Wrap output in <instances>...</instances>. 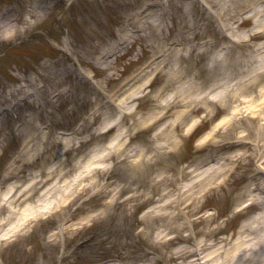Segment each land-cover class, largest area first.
<instances>
[{"label":"rangeland","instance_id":"rangeland-1","mask_svg":"<svg viewBox=\"0 0 264 264\" xmlns=\"http://www.w3.org/2000/svg\"><path fill=\"white\" fill-rule=\"evenodd\" d=\"M150 1L161 4L151 7ZM79 70L91 78L82 79ZM131 92L152 93L141 98V108L138 99L126 105L136 106L137 117L160 112L157 94L172 102L169 116L136 128L118 107ZM183 94L208 96L207 104H174ZM260 98L264 0H0V108H6L0 115V264H105L123 255L192 264L197 240L214 241L208 251L224 238L229 247L241 225L264 209L258 201L237 212L251 197L250 186L264 184V137L258 135L260 153L236 162L233 156L244 147L217 145L248 133L255 142L258 121H264L253 119ZM259 108L264 113V103ZM180 110L174 149L156 140L148 152L152 160L139 171L116 162L112 151V168H99L104 163L94 154L121 142L119 132L134 129L122 140L137 147ZM91 112L97 114L86 119L88 131L75 133ZM106 123L100 144L79 142ZM227 156L228 170L205 188L182 169H204ZM81 159L93 165L78 178L74 167ZM187 183L194 190L176 201L178 187ZM114 193L121 206L108 204ZM18 198L19 212L6 220L5 200ZM16 224L18 233H10ZM159 232L165 241L157 240ZM186 245L191 251L182 254Z\"/></svg>","mask_w":264,"mask_h":264},{"label":"bare ground","instance_id":"bare-ground-1","mask_svg":"<svg viewBox=\"0 0 264 264\" xmlns=\"http://www.w3.org/2000/svg\"><path fill=\"white\" fill-rule=\"evenodd\" d=\"M11 25L7 24L5 25L6 30L11 29L10 28ZM80 76L82 77V79H88V74L85 72H81ZM75 78V77H74ZM146 85V84H144ZM184 90V88H183ZM185 92V91H184ZM152 93L145 95V94H138L136 92H131V95L129 96H125L123 98H121V102H124L125 104L120 106L118 105V107L120 108V111L122 112V114L124 115V118L126 115H129L132 117L133 120V124L135 125L136 128H140L141 126L145 127V126H150L151 124H155L157 122H160L161 120H164L165 118H167L169 116V109L170 106L172 105L171 101L168 102H162L161 97L159 96V94H157L158 96L154 95V99L156 107L157 108H162L160 110V112L157 113H151V114H141L138 117L136 115H138V111H136V106L133 109L128 110L127 109V104H129L131 102V100H135L138 99L139 101L136 103L137 106H140L142 103L140 102L141 98L144 96L143 100L147 101L148 100V96H150ZM224 97V101L227 100L230 97H226L222 96V98ZM193 100L196 101L197 99H199V101H202L203 104H207L206 99H208V96H201V97H197L195 98V96L192 97H188L185 96V94L182 95V97H180L178 100H175L174 104L176 105H181L185 103V100ZM214 100V98H212ZM221 99V98H220ZM233 99V98H232ZM260 99H264V98H260ZM238 102L240 103H244L245 101L242 99H237ZM230 101V99H229ZM228 101V102H229ZM189 102V101H188ZM252 104V101H249ZM264 100L258 101L257 105H256V109L255 111H253L252 113L254 114V118L253 119H263L264 118V113L260 112V108L259 106H263ZM199 109H197L196 107H193L191 111H197ZM246 111H248V113L250 111H252L253 109L251 108H245ZM187 111V109H186ZM207 111H212L211 109L208 108ZM182 112H185V110H180L179 114L177 115V118H175L174 120H170L167 121L163 127L159 128L155 134H153L150 138H145L142 141H140V145H138L137 147H132L129 148V143L127 142V140L123 141V137L124 136H133L134 132L132 128H128L129 135L128 134H123V132H119L117 134V139H120L121 142H117L116 144L113 145H105L101 146L97 149V152L94 154L96 157H98V161H101V163H104V167L105 170H109L112 168V164L107 163L108 160H114V155L112 153V151H115L116 154V162H120L123 164H127V166L131 167L132 169H135L136 171H139L140 169L143 168V165L145 163H150L149 160H152V157L148 154L149 150H151L152 143H155L156 140H160L157 145L160 148H173L175 146L178 145V139L175 137V131L174 128H176L177 124L176 121L178 119V117L180 115H183ZM96 112H91L89 114L88 117L85 118V122L83 121L80 125L77 126V128L75 129V133H79V132H87L88 131V126L85 124L87 120L90 121H94L96 118ZM188 114V113H186ZM185 114V115H186ZM87 119V120H86ZM259 125L258 130L256 129L254 132H257L256 134L253 133L256 137H255V142L252 143L253 140H249L248 138H251L250 133L245 134V135H240L238 136L236 139L230 140L229 142L226 141H222V143L218 146L217 145V149H227L230 147H236V146H241L244 147V151L243 152H239L236 153L233 156V160L234 162L241 160L245 155H247L248 157L251 156L253 153H260V151L262 150V145L259 142V137L258 135H261V138L264 137V121H258ZM106 124H104L101 128H97V132L93 134V132H89L87 134H85L84 136H82L81 138H79V142L81 141L82 143H87L89 140H95L97 139V143L100 144L99 139L102 137L103 132L106 131ZM174 126V128H173ZM104 128V129H103ZM148 128V127H147ZM81 132V133H82ZM99 132V133H98ZM252 133V131H251ZM253 137V136H252ZM252 143V144H251ZM220 147V148H219ZM248 151V153H247ZM95 156L94 157L95 159ZM93 160V158H91ZM228 156L223 160H219L218 162L215 163H210L207 164L205 166V168L203 169H197V167L195 166L193 169H187V167H183L182 169L184 170L183 172L185 173H193V177L197 180H200L201 184H203V187L206 186L205 184H212L215 180V178L222 174L224 175V173L228 170L229 166H228V162H227ZM206 161V160H204ZM93 161L89 160L86 161L84 159L81 160H77L75 163V167L74 169H76L77 171V176H82L84 174H87L86 172L88 170H90V167L93 165L92 163ZM61 172V170H59ZM54 172V171H52ZM254 177V176H253ZM252 177V178H253ZM206 180H208L206 183H204ZM193 184H185L183 185L182 189L183 191H186L187 189H192L194 190V188H192ZM250 191L252 192V196L254 195V193H256L255 191H257V186H253L250 188ZM192 197L193 199L196 198V196L192 193ZM120 197L119 193H114L110 199H109V203H113L116 202L118 204H120V206L123 203V199H121L120 202H118V199ZM261 199L264 200V196L261 197ZM16 199H6V203L5 207L7 208V216L4 217L6 220H9L11 217L14 216V214H16L17 209H18V203L20 202V198H18V202H15ZM256 199L254 197H252V200L249 203H254ZM21 203V202H20ZM80 204V203H79ZM81 205V204H80ZM80 205L76 206V208H74L73 212L77 211L80 207ZM0 207H2V205L0 204ZM186 210V209H185ZM158 211V209H157ZM162 211V210H160ZM166 211V210H165ZM164 213V212H163ZM21 219L26 218L25 216H27L25 214V211L21 210ZM93 215H88L85 219H89L90 217H92ZM201 218L203 219H211L213 218V215L211 214H204L201 216ZM199 219V218H196ZM2 218L0 219L1 223L2 222ZM20 229L19 224H16L14 226H12L11 228H9L10 233L15 234L18 233V230ZM143 231V230H141ZM207 233H209L208 231H206ZM166 235H164V232L161 233L159 232L157 234V239L162 241H165ZM224 244L214 250H210L208 251L207 249L209 247H211L212 245H214V241H209L207 240V238H203L200 239L199 241L196 242L195 246L193 247V250L195 252H197L198 254L202 253V256H198V258H203L202 263L201 264H207L208 262H210V264H223L227 261H231L234 264H257L261 258H263L264 260V211L261 214L255 215L253 216L251 219L245 221L241 227L238 229V236L235 238V241L232 242V244L229 247H225V244L227 242H230V239H223ZM179 251L183 254H186L187 252H190V248L188 247V245L186 246H182L181 249H179ZM127 260L126 262H109V263H105V264H135L134 263V259L132 256H122L121 258H124ZM196 259V262L199 259ZM123 259V260H125ZM194 260H192V264H196V262H194ZM252 261V262H251ZM191 262V261H190ZM138 264H156L155 263V257H151L150 261L148 263H138ZM264 264V262L262 263Z\"/></svg>","mask_w":264,"mask_h":264}]
</instances>
